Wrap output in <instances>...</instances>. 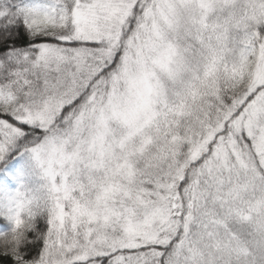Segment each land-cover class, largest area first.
Segmentation results:
<instances>
[{
	"label": "snow or ice",
	"instance_id": "1",
	"mask_svg": "<svg viewBox=\"0 0 264 264\" xmlns=\"http://www.w3.org/2000/svg\"><path fill=\"white\" fill-rule=\"evenodd\" d=\"M0 264H264V0H0Z\"/></svg>",
	"mask_w": 264,
	"mask_h": 264
}]
</instances>
